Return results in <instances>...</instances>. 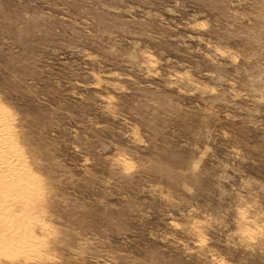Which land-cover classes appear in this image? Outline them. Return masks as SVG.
I'll list each match as a JSON object with an SVG mask.
<instances>
[{"label":"rangeland","instance_id":"1","mask_svg":"<svg viewBox=\"0 0 264 264\" xmlns=\"http://www.w3.org/2000/svg\"><path fill=\"white\" fill-rule=\"evenodd\" d=\"M0 138V264H264V0H0Z\"/></svg>","mask_w":264,"mask_h":264},{"label":"bare ground","instance_id":"2","mask_svg":"<svg viewBox=\"0 0 264 264\" xmlns=\"http://www.w3.org/2000/svg\"><path fill=\"white\" fill-rule=\"evenodd\" d=\"M7 146H6V143L5 141H3L1 138H0V184H4V179L8 176H10V174H13L12 171H15L13 169H8L7 167L9 166V164H12L11 163V159H10V155L11 154H8V157H6L4 155L5 153V150H6ZM7 151V150H6ZM9 151V150H8ZM9 153V152H8ZM7 154V153H6ZM15 161V160H14ZM13 166V165H12ZM19 167V166H17ZM17 169V168H16ZM18 171V170H17ZM11 172V173H10ZM16 172V171H15ZM19 172V171H18ZM10 180V179H9ZM18 180V179H17ZM18 182V181H17ZM16 182V184H17ZM12 184V183H11ZM3 188V187H2ZM8 189L7 191V194L6 196H10V198L12 199V195L9 191H11V186H9V188H6ZM2 193H4L3 189L1 190ZM6 192V190H5Z\"/></svg>","mask_w":264,"mask_h":264}]
</instances>
